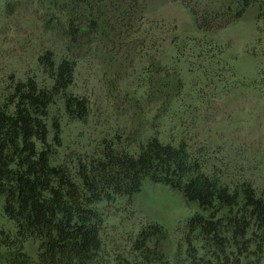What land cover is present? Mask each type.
Masks as SVG:
<instances>
[{"label":"rangeland","instance_id":"obj_1","mask_svg":"<svg viewBox=\"0 0 264 264\" xmlns=\"http://www.w3.org/2000/svg\"><path fill=\"white\" fill-rule=\"evenodd\" d=\"M89 2L69 13L73 8L64 11L66 0H0V101H10L17 83L29 77L53 90L46 116L52 162L76 171L102 159L111 147L140 150L158 137L200 151L205 170L222 186L243 193L249 184L264 198V18L259 6L233 21L206 25L202 0ZM127 12L132 13L125 18ZM68 16L81 33L68 25ZM48 54L75 61L68 88L55 91L54 72L41 61ZM71 96L85 100L83 116L67 106ZM4 202L0 195L2 257L11 254L6 238L20 236L3 213ZM100 207L106 216L104 240L115 252L132 245L142 228L159 224L165 233L156 237V264L183 260L189 236L199 256L219 264L218 241L191 233L188 225L197 215L210 217L212 210L166 183L147 178L134 197L115 196ZM248 238L244 262L258 252L253 229ZM40 244L29 238L22 252L36 259ZM227 251L235 258V244Z\"/></svg>","mask_w":264,"mask_h":264},{"label":"trees","instance_id":"obj_2","mask_svg":"<svg viewBox=\"0 0 264 264\" xmlns=\"http://www.w3.org/2000/svg\"><path fill=\"white\" fill-rule=\"evenodd\" d=\"M202 1L206 25L215 20L233 21L252 5L259 6L264 18V0ZM89 3L66 0L64 11H77ZM131 13H125V18ZM67 21L74 28V17L68 16ZM74 30L81 33L78 28ZM41 61L54 72L55 91L71 85L76 63L69 56L56 60L48 54ZM9 99L0 101V195L5 199L3 213L16 223L20 236L6 238L11 254L0 255V264H156L155 241L165 233L163 227L152 224L142 228L132 245L124 252H115L104 240L106 216L100 207L115 196L134 197L147 178L166 183L204 210H212L210 217L197 215L188 225L191 233L198 235L199 231L218 241L219 264H264V198L257 196L249 184L243 193L222 186L217 176L205 170L207 161L200 151L189 152L185 142L174 146L153 137L140 150L115 152L111 147L102 159L81 164L73 171L52 162L46 116L54 99L53 90L29 77L17 83L15 96ZM66 103L70 110L82 116L86 113L85 100L71 96ZM250 229L257 237L258 252L254 259L244 262L252 242L248 238ZM29 238L41 242L36 259L22 252L21 245ZM230 244L237 248L235 258L227 251ZM186 253L176 264H216L199 256L192 236Z\"/></svg>","mask_w":264,"mask_h":264}]
</instances>
